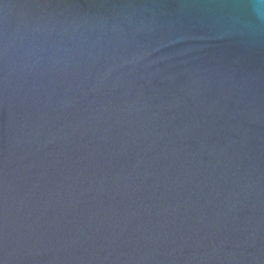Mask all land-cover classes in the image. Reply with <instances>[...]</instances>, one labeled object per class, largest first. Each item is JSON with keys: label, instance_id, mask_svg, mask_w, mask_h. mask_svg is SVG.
Instances as JSON below:
<instances>
[{"label": "water", "instance_id": "obj_1", "mask_svg": "<svg viewBox=\"0 0 264 264\" xmlns=\"http://www.w3.org/2000/svg\"><path fill=\"white\" fill-rule=\"evenodd\" d=\"M0 264H264V3L0 0Z\"/></svg>", "mask_w": 264, "mask_h": 264}, {"label": "clouds", "instance_id": "obj_2", "mask_svg": "<svg viewBox=\"0 0 264 264\" xmlns=\"http://www.w3.org/2000/svg\"><path fill=\"white\" fill-rule=\"evenodd\" d=\"M262 3H264V0H261Z\"/></svg>", "mask_w": 264, "mask_h": 264}]
</instances>
